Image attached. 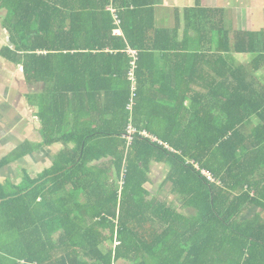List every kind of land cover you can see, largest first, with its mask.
Returning <instances> with one entry per match:
<instances>
[{
  "label": "trees",
  "instance_id": "trees-1",
  "mask_svg": "<svg viewBox=\"0 0 264 264\" xmlns=\"http://www.w3.org/2000/svg\"><path fill=\"white\" fill-rule=\"evenodd\" d=\"M69 1L0 0V10H12L3 27L13 45L1 52L17 62L22 55L29 77L45 83L43 145L62 147L38 178L25 173L19 185L0 184V264H264V30L233 29L224 8H204L201 0L185 10L183 30L179 22L148 35L145 18L153 10L133 0H90L99 6L77 15L70 29L68 15L53 7ZM129 49L137 52L135 66ZM157 52L171 61L174 80L212 77L202 69L208 66L223 81L203 92L173 90L174 113L192 119L182 141L159 135L160 145L136 134L130 142L127 106L133 93L136 104L137 83ZM229 54L249 60L235 67ZM25 154L15 151L0 167ZM152 161L170 164L173 191L193 216L150 199Z\"/></svg>",
  "mask_w": 264,
  "mask_h": 264
},
{
  "label": "crops",
  "instance_id": "crops-1",
  "mask_svg": "<svg viewBox=\"0 0 264 264\" xmlns=\"http://www.w3.org/2000/svg\"><path fill=\"white\" fill-rule=\"evenodd\" d=\"M139 3V8L145 12L150 13L147 16L146 22L149 27V34L153 36L157 29L168 28L172 29L177 23H181V29H184L186 25V18L184 16L185 10L195 7L197 0H133ZM200 1V0H199ZM230 0H201V6L204 8H224L227 12L229 24L235 26V24L241 23L246 26V18H252L244 9H230ZM99 6V3H93L90 0H71L68 3H53L54 8L63 10L68 15L67 25L71 29V22L77 15L91 14L92 8ZM255 13L257 14V8ZM7 11V10H6ZM177 11L180 13L179 18H176ZM12 15V10H8ZM252 13V12H251ZM257 18L258 16H254ZM90 24V22L88 23ZM253 25V21L251 23ZM87 26V22L84 23ZM245 28V27H242ZM77 30V31H76ZM254 30V29H251ZM73 35H80V38H86L87 31L83 32L80 29H75ZM117 36H123V31L118 28L114 32ZM141 37H145L144 35ZM13 45L10 42V35L6 29L0 23V163L8 157H11L15 151H25L18 160H11L8 164L0 167V184L19 185L23 183L25 173L32 178H38L46 170L50 169L57 156L60 154L62 147L60 145L44 146V132L42 129V112L44 101V94L46 85L43 81L34 80L29 77L25 71V59L20 56V62L14 61L11 58L6 57L5 52H1L4 47ZM195 53V52H193ZM23 54V53H22ZM43 56L47 52H39ZM56 54V53H55ZM58 54V53H57ZM73 54V53H71ZM128 54V52H127ZM198 54V52H196ZM59 55V54H58ZM157 57L149 65V72L147 75L141 77L137 88L141 89V95L137 96L136 105L131 113V124L137 129L136 124L144 130L150 136L158 137L159 135L168 136L171 140L176 142L182 141V137L187 136L189 133V123L191 122L190 115L184 111L174 113L172 109V103L177 98L174 95L173 90L180 88L185 92L189 89L198 90L203 92L205 89H217L220 87L223 79L215 76L213 68L202 67L212 77H194L190 78L186 76L180 79L173 78L174 67L171 61L161 60L163 54L157 52ZM55 56V55H54ZM128 56H130L128 54ZM213 56V55H212ZM58 57V56H57ZM229 63L232 66H239L246 64L249 58L246 55L241 54H229L227 56ZM246 59V60H245ZM71 59L68 60L69 73L74 69L75 65L71 64ZM52 68L58 69V63L55 61L52 64ZM180 71L186 68L180 67ZM201 69V68H200ZM199 69L200 75L204 72ZM191 70L187 69V73ZM197 74L194 72V75ZM260 74V73H259ZM74 81V80H73ZM72 81V86L69 83V87L75 85ZM196 95L193 93L192 98ZM220 98L213 99L214 104L219 102ZM193 102H199V98L194 99ZM190 102L186 100L185 106L189 107ZM137 108V109H136ZM213 118L220 122L221 116L218 112H212ZM94 120L101 119L97 115L93 114ZM92 120V119H91ZM209 118H207V121ZM102 127V123L100 124ZM255 126V122L249 126L250 128ZM98 128L96 124L92 125L90 129ZM69 130L72 129V118L69 113ZM138 130V129H137ZM215 133L216 129L212 127ZM149 131V132H148ZM194 131V128H193ZM71 132V131H70ZM166 144V143H165ZM168 146V144H166ZM72 146V144H69ZM167 148V147H166ZM171 147L168 146V150ZM105 168H102V170ZM171 166L169 163L163 161H152L150 163V169L145 184L150 199H156L165 203L168 207L177 210L179 213L186 216H193L194 210L188 208L183 198L173 191V184L169 179V173L171 172ZM102 172V171H101ZM117 183L121 181L116 179ZM110 180L108 178L102 179V184L109 185ZM81 200H85L84 194H80ZM256 212H247L246 217L254 216Z\"/></svg>",
  "mask_w": 264,
  "mask_h": 264
},
{
  "label": "rangeland",
  "instance_id": "rangeland-1",
  "mask_svg": "<svg viewBox=\"0 0 264 264\" xmlns=\"http://www.w3.org/2000/svg\"><path fill=\"white\" fill-rule=\"evenodd\" d=\"M231 1V6L230 9H244L245 11H247L249 14H251L252 18H249L250 15H248V17L246 18L247 20V24L246 26L241 25V23L239 24H235V26H233V29H241L242 27L245 28H249V29H257L258 31L260 30H264V0H230ZM250 8H257V14L255 13V9H251ZM229 10L227 9V12ZM252 12V13H251ZM258 16L257 18H255L254 16ZM12 15H10V12H8V10H0V23H2L7 19H10ZM253 21V25L251 24ZM5 29V28H4ZM80 197H82L80 195ZM116 264H127L125 262H120V263H116Z\"/></svg>",
  "mask_w": 264,
  "mask_h": 264
},
{
  "label": "built area",
  "instance_id": "built-area-1",
  "mask_svg": "<svg viewBox=\"0 0 264 264\" xmlns=\"http://www.w3.org/2000/svg\"><path fill=\"white\" fill-rule=\"evenodd\" d=\"M110 10H111V12L114 14V19L116 20V23H117V24H120V20H119L118 16L116 15V10H115L113 7H110ZM127 52H128V54L130 55V57H131L132 60H133L132 65L135 66V60H136V57H137V52H135V51L132 50V49H129ZM130 80H131L132 82H135V78H134V69H132V71H131V74H130ZM135 98H136V94L133 93V94L131 95L130 103H129L128 106H127V110H128L130 113L133 112L134 106L136 105V104H135ZM136 134H141V135H143V136H145V137H150V139H151L152 142H157L158 144L163 145V143H162L161 141H159V140H158L156 137H154V136H150V135H148V134L145 133V132H140V133H138V130H137L136 128H134V127L130 124V125L128 126V128H127V134H126L128 140L131 142L132 139H133V136H135ZM165 146L168 148L167 145H165ZM124 178H125V172L122 174V177H121V184H123ZM209 179H211V177H210ZM20 264H26V263H25V262H20Z\"/></svg>",
  "mask_w": 264,
  "mask_h": 264
}]
</instances>
